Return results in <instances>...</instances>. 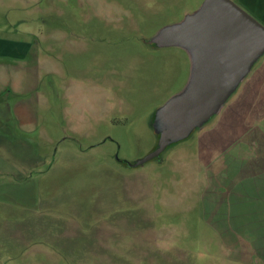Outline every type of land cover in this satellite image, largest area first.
I'll use <instances>...</instances> for the list:
<instances>
[{
    "label": "rangeland",
    "instance_id": "374dc122",
    "mask_svg": "<svg viewBox=\"0 0 264 264\" xmlns=\"http://www.w3.org/2000/svg\"><path fill=\"white\" fill-rule=\"evenodd\" d=\"M202 2L0 0V168L9 155L31 164L12 182L0 172L1 201L17 189L19 214L0 223V264H264V209L217 183L234 157L264 168V100L241 105L250 125L228 126L264 56L187 139L139 166L116 159L154 148L152 115L189 77L183 48L142 39Z\"/></svg>",
    "mask_w": 264,
    "mask_h": 264
},
{
    "label": "water",
    "instance_id": "95a60500",
    "mask_svg": "<svg viewBox=\"0 0 264 264\" xmlns=\"http://www.w3.org/2000/svg\"><path fill=\"white\" fill-rule=\"evenodd\" d=\"M148 41L156 47L183 48L190 72L184 88L152 115L156 145L135 162L127 161L130 166L157 158L220 111L264 54V25L234 0H203Z\"/></svg>",
    "mask_w": 264,
    "mask_h": 264
},
{
    "label": "crops",
    "instance_id": "0c3cea01",
    "mask_svg": "<svg viewBox=\"0 0 264 264\" xmlns=\"http://www.w3.org/2000/svg\"><path fill=\"white\" fill-rule=\"evenodd\" d=\"M236 1L246 10H248L252 16H254L255 18L257 17L258 19L259 18L263 19L264 21V0H236ZM263 56L264 54L259 58V60ZM263 67H264V63H263ZM253 68L254 66L252 67L249 73L252 72ZM262 70H264V68ZM259 72L260 70L258 69L257 72L253 74L254 79L258 78L256 74H259ZM251 84L252 82H249L247 92L244 93V96L250 93V96H247V98L249 99H246L245 101V99L242 98L240 100L239 99L240 97L238 96L237 98L239 102V108H235V110L234 109L231 110L232 108L229 109L231 110L230 112L233 116L231 121H229V125H228L231 128V132L232 130H234V133H235L236 130H239L241 127L250 125L249 122H247L246 120H243L241 122L237 120V115L241 114L246 108V106L241 107V105H243L244 103L246 105L247 101H254L255 103H257L259 100H264V78H262V81L260 80L258 82V84L256 85V88H253V89L250 88ZM251 97H254V98H251ZM248 106L251 107L250 105ZM255 111L256 109L254 110V112ZM4 112L6 113L5 116H8L9 118H13L14 116H17L19 112L18 105H12L10 107H7L6 109H4ZM251 113H252V109L250 108L247 114L250 115ZM232 140L233 141L235 140V142H237L238 137L235 136V138H233ZM247 143L249 144L250 147H252L253 144L258 143V140L252 137V139L251 138L248 139ZM259 148L260 147L256 149L257 152L255 155L256 156L260 155L264 159V146H262V150H259ZM3 155L6 156V153H4ZM22 159H24L22 160V162H18L17 159L12 158L10 155L9 157H6V160H5V162L7 163L6 167L2 169L0 168V172L4 173V175L6 176V181L12 182V178L18 177V176L23 177L30 171L29 166L31 164L29 163V155L26 154L25 156H23ZM236 162H238V159L236 157H234V161L232 160L229 164H227V162L225 163L221 162V164H223L224 166L223 170L226 172V175L229 174V177L227 178V176H224L225 174H222L223 172H221L222 170L219 165L218 169L220 170L217 173V177H219L220 180H217L218 185H220L221 187H224L226 192L229 191L232 193L233 196L231 195V197H233L234 199L233 203L237 205L238 207H241L244 209L247 207L264 209V168H260L259 170L256 169L255 163L253 162V159L250 157H247L245 161H239V163L244 162L246 166L244 165L238 166L235 164ZM231 175L233 177V184L230 178ZM227 180L229 181L228 183H227ZM218 185L216 184L215 186H218ZM248 190H249V194H251L253 197L252 199L251 197H248V195L247 196L245 195L248 192ZM6 191H8L9 193L7 196L4 197V200H5L4 203H2L1 201L2 198H0V206L3 205L5 207V210L3 211H2V207H0V223L9 225L12 222H15L16 220L14 219H16L17 216L19 215L17 211L15 210V208H17L18 206L17 205L13 206L14 204L13 201H15L14 197L17 196L18 191L17 189H9V190L6 189ZM247 200L251 201V206H249V202ZM21 206H23V204ZM256 213L258 215L260 214L259 211H257ZM1 217H4V218H2L1 220ZM260 222L262 221L260 220L259 223ZM8 229L11 230L10 227H6V231ZM258 232H263V231L256 229V234ZM10 246H11V243H10Z\"/></svg>",
    "mask_w": 264,
    "mask_h": 264
},
{
    "label": "flooded vegetation",
    "instance_id": "af4514ba",
    "mask_svg": "<svg viewBox=\"0 0 264 264\" xmlns=\"http://www.w3.org/2000/svg\"><path fill=\"white\" fill-rule=\"evenodd\" d=\"M125 10H126V9H125ZM245 10H246V9H245ZM246 11H247V10H246ZM247 12H249V11H247ZM249 13H250V12H249ZM143 37H144V36H143ZM148 39H149V38H143L142 40H146V41H148ZM148 42H149V41H148ZM150 44H151V43H150ZM116 159H117L118 161H119V160L121 161V159H119V158H117V157H116Z\"/></svg>",
    "mask_w": 264,
    "mask_h": 264
},
{
    "label": "trees",
    "instance_id": "16d2710c",
    "mask_svg": "<svg viewBox=\"0 0 264 264\" xmlns=\"http://www.w3.org/2000/svg\"><path fill=\"white\" fill-rule=\"evenodd\" d=\"M120 161V160H119ZM120 162H123L124 164H126L127 163V161H124L123 159H121V161Z\"/></svg>",
    "mask_w": 264,
    "mask_h": 264
}]
</instances>
